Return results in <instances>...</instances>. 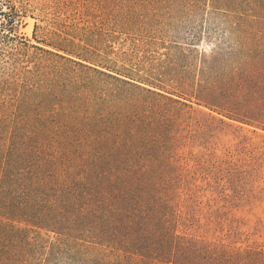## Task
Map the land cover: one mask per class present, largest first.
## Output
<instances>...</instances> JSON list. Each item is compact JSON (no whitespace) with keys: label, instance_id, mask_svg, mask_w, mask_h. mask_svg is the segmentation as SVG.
I'll use <instances>...</instances> for the list:
<instances>
[{"label":"rangeland","instance_id":"rangeland-1","mask_svg":"<svg viewBox=\"0 0 264 264\" xmlns=\"http://www.w3.org/2000/svg\"><path fill=\"white\" fill-rule=\"evenodd\" d=\"M263 4L0 0V158L8 162L17 145L16 122L28 126L32 138L19 141L12 157L21 155L25 164L31 155L39 159L53 181L78 197L79 207L91 197L93 157L74 145L66 154L58 150L66 127L56 135L49 130L55 113L138 112L155 119L169 138L178 174L169 193L177 234L232 251L264 252ZM59 118L62 125L65 118ZM52 134L57 143L48 140ZM0 219L24 229L12 243L33 264H93L96 255L130 263L125 252L86 237L88 221L74 233L79 243L90 240L88 252L77 253L73 244L71 260L51 255L65 236L1 212ZM26 236L32 246L23 242Z\"/></svg>","mask_w":264,"mask_h":264},{"label":"trees","instance_id":"trees-1","mask_svg":"<svg viewBox=\"0 0 264 264\" xmlns=\"http://www.w3.org/2000/svg\"><path fill=\"white\" fill-rule=\"evenodd\" d=\"M29 111L21 110L20 117H26ZM60 116L65 118L62 125L58 124L62 121ZM54 118L56 126L49 129L54 131L52 133L56 135L59 126L66 127L64 141L61 140L65 146L59 151L66 154L69 145H74L76 150L92 154L91 197L84 205L77 206L78 197L53 181L37 162L39 159L31 155L25 164L18 160L21 155L12 157L19 152L22 143L19 141L32 138V130L21 122L15 124L14 136L19 140L9 150L8 162L0 158V212L12 221L65 236L51 246V255L65 254L71 260L76 259L68 252L73 244L81 249L77 253L88 252L85 242L90 240L83 238L84 242L79 243L74 238V233L88 221L89 235L86 237L125 252L130 262L106 258L101 261L96 255L89 259L93 264H150L155 260L166 264H264L262 251H232L177 234L169 197L178 180L177 166L173 162L169 138L160 133L155 119H142L138 112L81 115L77 108H65L56 112ZM4 126L0 118V127L4 129ZM48 140L57 143L53 134ZM30 147L28 144L22 153L27 155ZM18 232L24 229L0 219V264H33L26 258L25 250L15 252L17 245L12 242L19 237ZM23 242L32 246L27 236ZM134 255L142 259L135 260Z\"/></svg>","mask_w":264,"mask_h":264},{"label":"built area","instance_id":"built-area-1","mask_svg":"<svg viewBox=\"0 0 264 264\" xmlns=\"http://www.w3.org/2000/svg\"><path fill=\"white\" fill-rule=\"evenodd\" d=\"M15 21H16V22H18V20H17V19H15Z\"/></svg>","mask_w":264,"mask_h":264}]
</instances>
